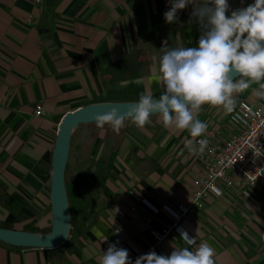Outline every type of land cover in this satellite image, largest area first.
<instances>
[{
	"label": "crops",
	"instance_id": "0c3cea01",
	"mask_svg": "<svg viewBox=\"0 0 264 264\" xmlns=\"http://www.w3.org/2000/svg\"><path fill=\"white\" fill-rule=\"evenodd\" d=\"M228 2L230 15L254 0ZM169 7L168 0H0V225L50 230L43 229L51 217V155L64 114L104 102L112 92L162 93L156 69L164 42L194 47L200 35L199 26L189 23L192 6L179 11L181 23L174 24L164 20ZM122 60L125 67L132 61L141 66L138 78L110 81L106 72ZM256 88L235 93L236 105L245 100L264 106ZM36 106L43 108L41 118L34 115ZM232 112L202 106L197 116L208 125L203 136L221 141L235 132ZM113 136L117 153L108 178L92 194L86 215L70 226L66 242L53 249L0 242V264H99L116 242L134 264L150 251L169 255L173 246H186L180 231L156 243L150 230L161 233L174 224L162 207L188 203L194 180L203 174L200 154L184 147L185 138L193 139L188 130L165 127L153 115L142 128L126 120ZM113 136L104 141L102 155ZM177 226L197 245L213 247L215 264H264V189H225Z\"/></svg>",
	"mask_w": 264,
	"mask_h": 264
},
{
	"label": "clouds",
	"instance_id": "9594fccd",
	"mask_svg": "<svg viewBox=\"0 0 264 264\" xmlns=\"http://www.w3.org/2000/svg\"><path fill=\"white\" fill-rule=\"evenodd\" d=\"M168 2L169 10L163 14L168 24L181 23L178 12L192 6L189 23L195 22L200 29L196 46L173 48L165 41L156 69L162 93H141L126 113H121L118 106H109L106 112L94 116V123L100 129L110 125L119 133L126 120L142 128L156 115L165 127L188 130L193 139L185 138L184 147L198 155L207 148V140L194 139L208 128L197 116L202 106H222L230 113L236 106L234 94L252 84L258 85L254 95L264 99V0H254L230 15L228 0ZM178 231L186 246H173L169 255L150 251L136 258L134 264H215L213 247L208 243L197 245L195 236L183 229ZM117 244L108 245L99 264H133L128 250Z\"/></svg>",
	"mask_w": 264,
	"mask_h": 264
},
{
	"label": "built area",
	"instance_id": "2783aa9c",
	"mask_svg": "<svg viewBox=\"0 0 264 264\" xmlns=\"http://www.w3.org/2000/svg\"><path fill=\"white\" fill-rule=\"evenodd\" d=\"M41 1L33 0L35 4ZM34 115L41 118L43 108L36 106ZM229 122L235 132L223 140L216 141L214 135L195 139L207 140V148L200 154L203 174L194 180L188 203L179 204L175 209L162 207L174 224L161 233L150 230L156 243L163 241L171 231H178L177 223L203 209L210 196L219 198L223 190L232 187L264 189V106L241 100L230 114ZM143 204L148 205L146 201ZM115 234L120 235V231L116 230Z\"/></svg>",
	"mask_w": 264,
	"mask_h": 264
},
{
	"label": "water",
	"instance_id": "95a60500",
	"mask_svg": "<svg viewBox=\"0 0 264 264\" xmlns=\"http://www.w3.org/2000/svg\"><path fill=\"white\" fill-rule=\"evenodd\" d=\"M133 103L136 102L93 103L63 115L57 126L51 155L50 231L39 234L0 228V242L13 247L43 249H53L66 242L70 230V213L65 187V170L72 135L81 125L93 124L94 116L98 113L103 114L109 106H118L121 113H126Z\"/></svg>",
	"mask_w": 264,
	"mask_h": 264
},
{
	"label": "trees",
	"instance_id": "16d2710c",
	"mask_svg": "<svg viewBox=\"0 0 264 264\" xmlns=\"http://www.w3.org/2000/svg\"><path fill=\"white\" fill-rule=\"evenodd\" d=\"M140 59V58H138ZM137 59V61H139ZM125 60L118 62L117 64L111 67L113 69V73L111 72L108 74L111 77L110 81H122V80H132L138 78L137 74L141 71V66L135 64L132 61L133 67H125L124 66ZM139 64V63H138ZM139 98V94H131V95H120L119 92H112L108 94L106 100L104 102L99 103H119V102H137ZM113 141L109 146L108 153L106 155L100 156L94 165V169L91 173L84 172L82 173L81 181L75 183L74 185H70L69 183L65 182L68 205H69V213H70V226L73 228L77 216H85L86 211L92 205V194L95 191H101L104 187V184L108 178V175L111 171L112 165L116 158L117 153V145L115 136H113ZM67 168V167H66ZM71 199L72 206H71ZM0 228H7L11 229L7 226L0 225ZM26 232L32 233H49L48 232H41L33 226H27L23 229ZM71 230H69L68 236L70 235Z\"/></svg>",
	"mask_w": 264,
	"mask_h": 264
},
{
	"label": "rangeland",
	"instance_id": "374dc122",
	"mask_svg": "<svg viewBox=\"0 0 264 264\" xmlns=\"http://www.w3.org/2000/svg\"><path fill=\"white\" fill-rule=\"evenodd\" d=\"M110 125H105L103 129L95 123L81 125L72 135L67 168L65 170V182L70 185L81 181L82 173H91L95 162L102 151L107 147V138L114 135ZM105 151V149H104ZM50 181V180H49ZM257 190V189H256ZM71 199V206H72ZM50 229V221L47 222L43 230Z\"/></svg>",
	"mask_w": 264,
	"mask_h": 264
}]
</instances>
